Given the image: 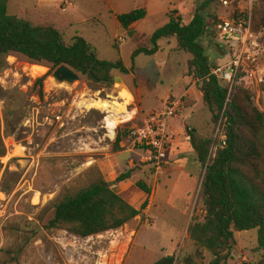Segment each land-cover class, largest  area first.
<instances>
[{"label":"rangeland","instance_id":"374dc122","mask_svg":"<svg viewBox=\"0 0 264 264\" xmlns=\"http://www.w3.org/2000/svg\"><path fill=\"white\" fill-rule=\"evenodd\" d=\"M146 2H150V15L140 28L147 34L167 24L172 11L180 12L183 22L188 23L197 9L208 2L206 16L212 25L201 42L211 65L230 61L229 54L220 57L213 18L221 21L230 15L236 8L233 1L231 8H226L220 0H56L51 4L41 0H10L9 11L34 25H52L68 31L67 38L76 35V29L69 28L70 25L95 19L88 29L78 31L97 46L102 59H116L118 54L112 44L116 36L122 35L117 14L129 13ZM238 4L243 7V0ZM254 8L253 13H263L264 0H257ZM121 43L122 58L131 67L133 43L124 39ZM177 44L175 38L165 40L163 50L155 58L165 62L170 59L168 69H173L172 74L162 75L157 70L152 74V57L142 56L137 64V79L149 93L144 103L146 112L157 110L166 93L177 94L180 90L177 81L186 70L190 55L172 52ZM37 66L50 68L15 54L3 57L0 62V257L2 249L13 247L23 251L18 262L12 264H98L101 259L103 264H108L107 253L103 252L113 236L81 239L62 230L48 231L46 226L53 218V206L62 192L86 186L90 169L98 167L92 164L99 158L97 149L111 144L108 116L118 114L121 120L123 113L136 108L135 99L120 95L115 84L107 88L82 75L71 88L57 86L49 78L52 72ZM115 75L124 78L129 74ZM42 78H45L43 86L36 87ZM126 80L133 85L130 78ZM97 102L110 104L112 111L103 110ZM255 102L264 111V97L256 95ZM123 104H126L124 109ZM146 115L140 112L135 125H140ZM198 115V120L208 129L211 113L202 101ZM219 124L224 126V120ZM215 127L211 125L210 137H215ZM218 147L219 144L215 150ZM201 205L197 203L196 210ZM176 219L174 227L169 228L161 222L148 226L142 217L129 253L123 250V256L127 254L124 264H155L163 255L175 256L174 264H184L183 258L191 255L194 247L188 233L185 234L183 218ZM125 229L126 226L119 230L124 233ZM235 238L237 245L230 252L228 264H256L262 257L258 250V230L236 233ZM210 259L206 255L204 264Z\"/></svg>","mask_w":264,"mask_h":264},{"label":"trees","instance_id":"16d2710c","mask_svg":"<svg viewBox=\"0 0 264 264\" xmlns=\"http://www.w3.org/2000/svg\"><path fill=\"white\" fill-rule=\"evenodd\" d=\"M228 1H233L236 7L228 16L237 18L241 15L237 9L239 0ZM208 9L209 3H203L188 23L172 11L169 22L151 35L141 34L134 27L146 18V7L119 15L117 20L125 38L135 45L133 68L138 56H154L160 50L161 40L176 38L177 51L192 57L187 74L199 81L203 104L212 115V125L217 126L224 120L226 127V146L215 151L218 139L202 137L196 130L188 133L205 175L198 198L202 205L195 209L188 229L194 252L184 257L183 263L204 264L209 255L208 264H228L230 252L237 245L236 233L258 230V250L262 257L256 264H264V111L255 102L256 93L239 82L234 85L226 107L229 89L211 75L216 65L210 64L206 47L201 42L212 25L206 16ZM9 10L10 0H0V62L3 57L15 54L33 64L50 66L52 71L66 65L88 81L107 88L114 86L117 72L129 74L121 58L115 61L100 59L96 47L78 33L80 27L75 36L67 38L68 31L52 25H34L11 15ZM253 12V30L264 35V12ZM93 20L87 25L93 24ZM213 20L217 24L215 36L219 38L222 20L217 17ZM87 25L84 23L82 27ZM117 53L120 57L119 49ZM44 80L39 79L36 87H42ZM262 90L264 92V85ZM136 126L135 123L119 126L114 151L121 149L120 143L127 140L129 131ZM89 175L86 186L62 192L53 206V218L46 230H62L88 239L125 227L147 207L148 202L140 210L134 208L109 186L97 166L90 169ZM128 178L129 173H125L117 182ZM136 186L151 194V187L145 182L140 181ZM22 251L23 248L2 249L0 264L18 262ZM175 259V256H168L155 264H174Z\"/></svg>","mask_w":264,"mask_h":264},{"label":"crops","instance_id":"0c3cea01","mask_svg":"<svg viewBox=\"0 0 264 264\" xmlns=\"http://www.w3.org/2000/svg\"><path fill=\"white\" fill-rule=\"evenodd\" d=\"M54 1L56 0H41V2L45 4H51ZM141 7H146L147 16H149L150 2L149 3L146 2L145 4H143L138 8ZM176 13L177 16L179 17L181 16L180 12H176ZM117 16H119V14H117ZM90 20L91 19L80 23L72 24L70 25L69 28H75L76 30L79 27H80L79 30L88 29L91 24L87 25V22ZM142 21L134 24L135 29L141 34L151 35V34H147L145 31H143L140 28ZM84 23L87 26L82 27ZM78 33H80V35L83 37L81 31H79ZM115 39L116 40L112 44L113 48L116 50V52L117 49L120 50V57L119 54L117 53L118 55L116 59H102L97 46L89 41L88 42L96 47L100 59L115 61L121 58L123 60L121 42L123 39L124 40H130V39L125 38L123 32L121 37L116 36ZM167 39H163L159 42V47H160L159 52L163 50L162 44ZM115 45L117 47H115ZM133 46H134L133 49L134 52L135 45L133 44ZM220 46L221 45L218 44V49L221 52L220 57L222 58L224 55L227 54L225 50L221 48L222 46L221 47ZM177 47L178 44L174 48H172V52L179 53V51H177ZM159 52L154 56H147V57H152L154 59L150 72L153 74V72L157 70L162 75L172 74L173 69L171 68L168 69L170 59L167 60L168 62L156 61L155 58L159 54ZM142 56H146V55H140L136 58L134 68H133V62H132V66L129 67L123 60L125 67L130 71L129 75H127L126 77H128V79L130 78L133 81V85H132L126 80V77H124L126 83L130 87L134 95V99H135L134 106L136 108L134 110L128 111L127 114H123L122 119L124 120L121 119L119 121L120 123L119 122L117 123L113 135L109 132V129H107L108 139L111 144L106 148L97 149V151L99 152L98 154L99 158L94 159L92 163L94 165L96 164L98 165V167L104 174L106 181L111 185L113 190L119 195L123 196L134 208L140 210L142 206L146 202H148L145 210H143L142 213L138 217H136L132 222L126 225V229L124 233H122V230H116L102 234V237L104 238L110 236L114 237L112 240L108 241V249L103 252L104 254L107 253V257L109 261L108 264H124L125 257L129 253L130 248L133 245L135 238L137 236L138 232L136 231V227L141 222L142 217L144 218L145 222L147 219H151L152 220L151 222L154 225L155 224L157 225L159 222H161L163 226L172 228L175 225V221L177 220L176 218L181 216L183 218V224L185 225V229H187V231L185 230V234L187 235L191 218L194 214V210L196 209L198 203L200 189L205 175V169L203 168L202 164L199 162L197 158V154L191 145V141L188 136V133L190 131L196 130L200 136L208 137L211 131L212 123L208 126L207 129L204 128L203 123L201 124V122L198 120L199 117L198 108L201 104V101L203 102V95L199 90V81L195 79L193 76L187 74L188 62L192 58L191 55H190V60H187L186 70L183 71L181 78H179V80L177 81V83L180 85V90L178 91L179 93L178 92L177 94L166 93V96L160 100V105L158 109L150 110L148 112L145 111L144 103H145V98L148 97L147 94L149 93L144 90V86L137 79V76L139 74L138 72L139 67H137V64ZM142 63H144V61H142ZM168 97L183 99V105L178 115L169 122L170 139L167 148V161L164 165L163 172L158 174L156 173L152 164L148 161L149 152L134 147V145L129 140H124L120 143L121 149L119 151H114L113 144L116 141L119 126H121L122 124L128 125L134 123V121L137 118L136 116L140 112L142 114H147L146 115L147 117L148 115L156 111H159L162 107L164 100L167 99ZM145 118L142 120L141 124L143 123ZM126 119L128 121H126ZM211 121H212V115H211ZM125 173H129V178L127 180L117 182L118 178ZM140 181L145 182L149 187H151L150 195L141 191L136 186L137 183ZM185 219H187L186 222L184 221ZM99 236L101 235L93 236L88 239ZM124 248L125 250H127V254L125 256H122L121 262L118 263L119 255L121 251L124 250ZM165 257L168 256L163 255L162 258ZM103 262L104 260L101 259L98 264H103Z\"/></svg>","mask_w":264,"mask_h":264},{"label":"built area","instance_id":"2783aa9c","mask_svg":"<svg viewBox=\"0 0 264 264\" xmlns=\"http://www.w3.org/2000/svg\"><path fill=\"white\" fill-rule=\"evenodd\" d=\"M243 2V7L240 4L237 6L241 15L237 18L228 16L222 19L220 26L218 44L230 55V61L225 65L217 63L211 69V75L216 76L221 84L229 89L226 107L237 82L252 89L258 98L264 97V35L255 32L252 27V12L257 0ZM222 4L226 8L231 6L228 0H222ZM182 105L183 99L168 97L159 111L148 115L142 124L128 133L127 140L134 147L149 152L148 161L158 174L163 172L167 161L169 122L178 115ZM225 110L226 108L224 112ZM215 138L219 141V147L226 146L225 125L219 124L215 127ZM151 223V219L146 220L148 226Z\"/></svg>","mask_w":264,"mask_h":264},{"label":"water","instance_id":"95a60500","mask_svg":"<svg viewBox=\"0 0 264 264\" xmlns=\"http://www.w3.org/2000/svg\"><path fill=\"white\" fill-rule=\"evenodd\" d=\"M41 68L45 72L46 71L52 72L49 78L57 86L71 88L73 87V85H75L81 80V76L66 65H62L58 67L57 69H55L54 71H52L51 67L49 68L46 66L45 67L41 66ZM114 84L120 95L122 94V95H125V96H128L134 99L132 90L130 89V87L128 86V84L126 83V81L124 80L122 76H119V75L115 76ZM109 186L111 187L110 184Z\"/></svg>","mask_w":264,"mask_h":264},{"label":"bare ground","instance_id":"6f19581e","mask_svg":"<svg viewBox=\"0 0 264 264\" xmlns=\"http://www.w3.org/2000/svg\"><path fill=\"white\" fill-rule=\"evenodd\" d=\"M39 69H41V70H43L41 67H38ZM97 101V100H96ZM90 105V104H89ZM96 105H98L100 108H102L103 110H105V111H108V112H111L112 110H111V108H112V106L110 105V104H108V103H105V102H97L96 103ZM120 105V104H119ZM124 105L126 106V104H123V108L122 109H124L125 107H124ZM115 106V105H114ZM121 107V106H120ZM121 109V108H120ZM128 112V111H127ZM123 114H125V113H123ZM132 116V115H131ZM131 118V117H130ZM122 120H124V119H122ZM120 121V118L118 117V114H116V115H110V116H108V118H107V122H108V129H109V132L113 135L114 134V129H115V127H116V125H117V123ZM126 121H128L127 119H126ZM120 123V122H119ZM123 252L124 251H121V253H120V255H119V258H118V263H120L121 262V259H122V256H123Z\"/></svg>","mask_w":264,"mask_h":264}]
</instances>
